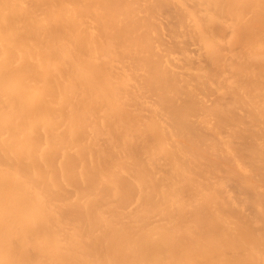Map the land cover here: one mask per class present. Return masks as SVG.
I'll return each mask as SVG.
<instances>
[{"label": "bare ground", "instance_id": "6f19581e", "mask_svg": "<svg viewBox=\"0 0 264 264\" xmlns=\"http://www.w3.org/2000/svg\"><path fill=\"white\" fill-rule=\"evenodd\" d=\"M0 264H264V0H0Z\"/></svg>", "mask_w": 264, "mask_h": 264}]
</instances>
